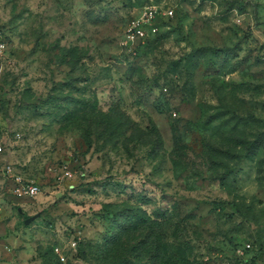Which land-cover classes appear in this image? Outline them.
Here are the masks:
<instances>
[{"label":"rangeland","instance_id":"1","mask_svg":"<svg viewBox=\"0 0 264 264\" xmlns=\"http://www.w3.org/2000/svg\"><path fill=\"white\" fill-rule=\"evenodd\" d=\"M0 136V264H264V0H0Z\"/></svg>","mask_w":264,"mask_h":264},{"label":"built area","instance_id":"2","mask_svg":"<svg viewBox=\"0 0 264 264\" xmlns=\"http://www.w3.org/2000/svg\"><path fill=\"white\" fill-rule=\"evenodd\" d=\"M174 14V10L169 6L150 3L144 5L140 11L133 17L128 19L125 27V35L129 40L141 41L149 35H154L159 26L162 25L163 19L170 18ZM3 150L2 138L0 136V154ZM38 191L36 184H29L24 189H19V194L33 195ZM24 192V193H23ZM249 242L245 243L244 248H250Z\"/></svg>","mask_w":264,"mask_h":264},{"label":"water","instance_id":"3","mask_svg":"<svg viewBox=\"0 0 264 264\" xmlns=\"http://www.w3.org/2000/svg\"><path fill=\"white\" fill-rule=\"evenodd\" d=\"M19 210L21 211V209L19 208ZM33 217L32 216H29L27 218H25V223H28Z\"/></svg>","mask_w":264,"mask_h":264}]
</instances>
